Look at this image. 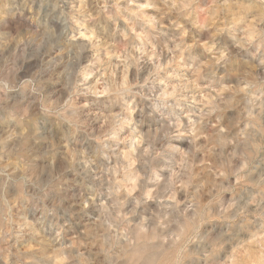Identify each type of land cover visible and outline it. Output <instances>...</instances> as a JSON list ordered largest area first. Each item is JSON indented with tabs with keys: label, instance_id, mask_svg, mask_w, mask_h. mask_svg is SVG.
I'll return each mask as SVG.
<instances>
[{
	"label": "clouds",
	"instance_id": "9594fccd",
	"mask_svg": "<svg viewBox=\"0 0 264 264\" xmlns=\"http://www.w3.org/2000/svg\"><path fill=\"white\" fill-rule=\"evenodd\" d=\"M0 264H264V0H0Z\"/></svg>",
	"mask_w": 264,
	"mask_h": 264
}]
</instances>
